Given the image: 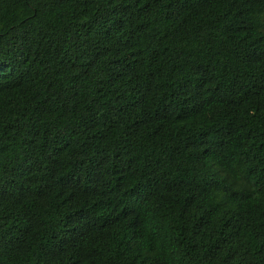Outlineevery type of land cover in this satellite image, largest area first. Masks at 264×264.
Listing matches in <instances>:
<instances>
[{
	"label": "trees",
	"instance_id": "obj_1",
	"mask_svg": "<svg viewBox=\"0 0 264 264\" xmlns=\"http://www.w3.org/2000/svg\"><path fill=\"white\" fill-rule=\"evenodd\" d=\"M0 264H264V0H0Z\"/></svg>",
	"mask_w": 264,
	"mask_h": 264
}]
</instances>
